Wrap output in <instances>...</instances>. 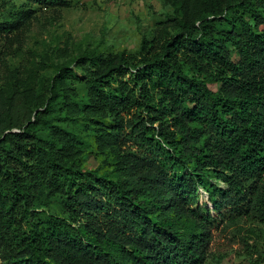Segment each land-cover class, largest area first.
Returning a JSON list of instances; mask_svg holds the SVG:
<instances>
[{
	"label": "trees",
	"instance_id": "trees-1",
	"mask_svg": "<svg viewBox=\"0 0 264 264\" xmlns=\"http://www.w3.org/2000/svg\"><path fill=\"white\" fill-rule=\"evenodd\" d=\"M165 2L138 50L0 92V264H206L220 227L264 226V0Z\"/></svg>",
	"mask_w": 264,
	"mask_h": 264
},
{
	"label": "rangeland",
	"instance_id": "rangeland-1",
	"mask_svg": "<svg viewBox=\"0 0 264 264\" xmlns=\"http://www.w3.org/2000/svg\"><path fill=\"white\" fill-rule=\"evenodd\" d=\"M9 11L22 18L23 24L13 45L0 44V92L29 77L37 87L43 86L58 76L57 65L73 63L86 52L136 51L171 8L165 0H66V5L55 8L29 0H0V14ZM71 68L82 77L74 63ZM71 86L85 95L79 79H73ZM87 158L91 166H98L92 155ZM200 194V202L211 207L208 194L202 189ZM206 264H264V226L220 227Z\"/></svg>",
	"mask_w": 264,
	"mask_h": 264
}]
</instances>
